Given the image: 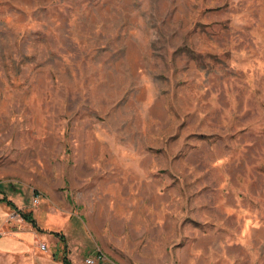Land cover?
Listing matches in <instances>:
<instances>
[{
  "label": "rangeland",
  "instance_id": "obj_1",
  "mask_svg": "<svg viewBox=\"0 0 264 264\" xmlns=\"http://www.w3.org/2000/svg\"><path fill=\"white\" fill-rule=\"evenodd\" d=\"M2 194L0 264H264V0H0Z\"/></svg>",
  "mask_w": 264,
  "mask_h": 264
},
{
  "label": "crops",
  "instance_id": "obj_2",
  "mask_svg": "<svg viewBox=\"0 0 264 264\" xmlns=\"http://www.w3.org/2000/svg\"><path fill=\"white\" fill-rule=\"evenodd\" d=\"M35 220V219H34ZM36 223V221H35ZM31 224V223H30ZM37 225V224H36ZM32 226V225H31ZM33 227V226H32ZM37 232H42V229H40L38 226L37 228L33 227ZM26 244L19 246L18 244H16L17 242L13 239V238H2L0 239V252H7L8 249L12 248H27L31 242H34L35 240V236H28L26 237ZM45 240V237H44ZM248 243V240L245 239L242 244L246 246V244ZM63 251V249H62ZM63 257V255L61 257L57 256L56 252H52L51 255H37L36 257H30V258H25L22 260V262L20 264H63L61 262V258Z\"/></svg>",
  "mask_w": 264,
  "mask_h": 264
},
{
  "label": "trees",
  "instance_id": "obj_3",
  "mask_svg": "<svg viewBox=\"0 0 264 264\" xmlns=\"http://www.w3.org/2000/svg\"><path fill=\"white\" fill-rule=\"evenodd\" d=\"M0 203H4V204H6V205H9L11 208L15 209L16 212L20 215V217H21L24 221L31 223V225H32L33 227L37 228V225H36V223H35V220H34L32 214H31V213H26V212H23V211L17 209V207L15 206V204L13 203V201H11L10 199H8L7 196H6L5 194H2V195L0 196ZM59 236H61V238H63L62 235H59ZM61 262H62L63 264H72V263L70 262V260L67 259L65 256H63V257L61 258Z\"/></svg>",
  "mask_w": 264,
  "mask_h": 264
},
{
  "label": "built area",
  "instance_id": "obj_4",
  "mask_svg": "<svg viewBox=\"0 0 264 264\" xmlns=\"http://www.w3.org/2000/svg\"><path fill=\"white\" fill-rule=\"evenodd\" d=\"M41 247H42V249H44V245H42ZM90 262H91V261H90V260H88V263H90Z\"/></svg>",
  "mask_w": 264,
  "mask_h": 264
}]
</instances>
